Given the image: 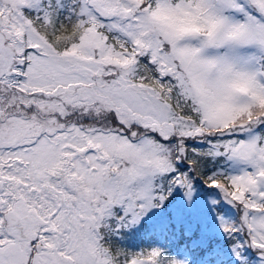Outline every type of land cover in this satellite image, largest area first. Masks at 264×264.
<instances>
[{
    "label": "snow or ice",
    "instance_id": "obj_1",
    "mask_svg": "<svg viewBox=\"0 0 264 264\" xmlns=\"http://www.w3.org/2000/svg\"><path fill=\"white\" fill-rule=\"evenodd\" d=\"M0 264H264V0H0Z\"/></svg>",
    "mask_w": 264,
    "mask_h": 264
}]
</instances>
